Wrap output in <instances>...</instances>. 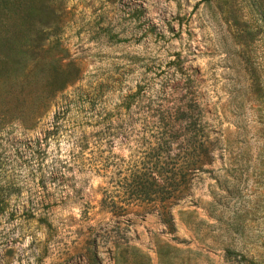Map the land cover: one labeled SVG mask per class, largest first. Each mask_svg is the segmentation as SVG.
I'll use <instances>...</instances> for the list:
<instances>
[{"label": "rangeland", "instance_id": "rangeland-1", "mask_svg": "<svg viewBox=\"0 0 264 264\" xmlns=\"http://www.w3.org/2000/svg\"><path fill=\"white\" fill-rule=\"evenodd\" d=\"M44 2L52 12L29 41L0 43V156L15 164L64 98L74 113L100 93V110L122 113L138 91L129 108L147 113L142 125L194 100L209 160L170 206V233L153 212H109L89 171L39 188L14 166L0 264H264V0Z\"/></svg>", "mask_w": 264, "mask_h": 264}, {"label": "trees", "instance_id": "trees-1", "mask_svg": "<svg viewBox=\"0 0 264 264\" xmlns=\"http://www.w3.org/2000/svg\"><path fill=\"white\" fill-rule=\"evenodd\" d=\"M48 12L52 11L44 0H0V14L4 16L1 46L29 41L34 18ZM99 95L81 100L84 107L74 106V113L69 112L74 101L64 98L53 110L48 127L17 149L15 164L10 165L7 156H0V192L19 190L10 177L14 166L36 177L39 188L52 180L60 186L73 170L89 171L102 178L99 202L113 215L132 210L153 212L167 232L174 231L170 206L193 173L203 170L209 160V141L197 103L189 98L186 110L177 107L165 115L169 117L166 121L142 125L147 113L141 116L129 108L137 100L138 91L121 96L117 106L124 110L122 113L100 110L96 105L100 104ZM156 113V119L165 117H160V110ZM138 118L141 121L136 124ZM60 141L66 144L65 152L59 155L57 149L47 157V146H58Z\"/></svg>", "mask_w": 264, "mask_h": 264}]
</instances>
